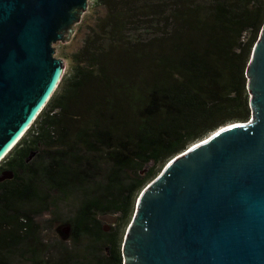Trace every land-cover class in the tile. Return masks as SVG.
I'll return each instance as SVG.
<instances>
[{
	"label": "trees",
	"instance_id": "1",
	"mask_svg": "<svg viewBox=\"0 0 264 264\" xmlns=\"http://www.w3.org/2000/svg\"><path fill=\"white\" fill-rule=\"evenodd\" d=\"M90 1L81 46L0 162V177L13 174L0 181V248L123 264L144 188L192 145L250 119L245 75L264 0ZM46 214L67 238L47 241L36 223ZM105 215L117 216L107 232Z\"/></svg>",
	"mask_w": 264,
	"mask_h": 264
},
{
	"label": "water",
	"instance_id": "2",
	"mask_svg": "<svg viewBox=\"0 0 264 264\" xmlns=\"http://www.w3.org/2000/svg\"><path fill=\"white\" fill-rule=\"evenodd\" d=\"M87 8L88 0H0V162L58 87L65 62L53 44L68 41ZM245 76L250 119L192 145L144 188L123 264H264V25ZM99 219L105 232L117 223Z\"/></svg>",
	"mask_w": 264,
	"mask_h": 264
},
{
	"label": "rangeland",
	"instance_id": "3",
	"mask_svg": "<svg viewBox=\"0 0 264 264\" xmlns=\"http://www.w3.org/2000/svg\"><path fill=\"white\" fill-rule=\"evenodd\" d=\"M91 1L88 0V8L82 15L80 22L83 21L84 25H90L94 21V17L89 8ZM80 22L75 26L74 31L66 43L56 42L53 44L55 50V57L60 58L65 62V69L69 64L71 54L74 53L80 46L84 36V28L79 29ZM63 213L66 212V208L62 209ZM51 222V216L46 214L42 218L37 219L36 223L42 229L44 236L47 237V241H61L64 238V230L66 226H62V234L57 233L54 230L53 223ZM103 222V221H102ZM107 223L103 222V225ZM108 225V224H107ZM109 226V225H108ZM50 243V242H47ZM0 259L14 264H62L67 262L80 263L84 260L82 252H72L69 254L59 253L54 251H34L26 247L15 249L0 248Z\"/></svg>",
	"mask_w": 264,
	"mask_h": 264
}]
</instances>
